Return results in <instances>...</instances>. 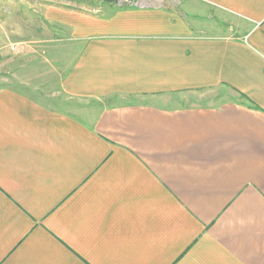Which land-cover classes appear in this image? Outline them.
I'll return each mask as SVG.
<instances>
[{"label": "crops", "instance_id": "0c3cea01", "mask_svg": "<svg viewBox=\"0 0 264 264\" xmlns=\"http://www.w3.org/2000/svg\"><path fill=\"white\" fill-rule=\"evenodd\" d=\"M0 6L70 63L58 108L0 83V264H264V0Z\"/></svg>", "mask_w": 264, "mask_h": 264}, {"label": "rangeland", "instance_id": "374dc122", "mask_svg": "<svg viewBox=\"0 0 264 264\" xmlns=\"http://www.w3.org/2000/svg\"><path fill=\"white\" fill-rule=\"evenodd\" d=\"M8 5V9L20 10V6H34L39 7L40 4H67V5H80L87 9H98L106 10L111 8L107 0H0ZM24 1V2H23ZM113 7L122 8L125 5L131 6H159L164 5L172 7L176 11H181V0H112ZM1 8V6H0ZM2 11H4L1 8ZM216 15L217 12H216ZM217 17V16H216ZM233 23V22H232ZM17 48V47H16ZM45 48L39 50H15L9 49L0 50V83H4L5 80H18V79H36L42 83L40 91L48 103L54 108H58L62 105L63 99L66 100L61 93V90L57 88L59 80L62 79L66 74V69L70 63L67 56L64 57L67 61H61L60 57H53L50 52ZM52 53V52H51ZM47 63H53L54 66L50 68L45 67ZM61 67V71H55L56 68ZM24 75V76H22ZM48 82V86L45 84ZM45 86V87H44ZM228 96L223 90H215L209 92H197V93H186L179 97L176 106H193V105H218L224 96ZM58 100V101H57ZM50 101V102H49ZM86 104L77 105V109L83 108ZM74 110V106L68 107V111L80 116V111ZM82 117V116H80Z\"/></svg>", "mask_w": 264, "mask_h": 264}, {"label": "built area", "instance_id": "2783aa9c", "mask_svg": "<svg viewBox=\"0 0 264 264\" xmlns=\"http://www.w3.org/2000/svg\"><path fill=\"white\" fill-rule=\"evenodd\" d=\"M125 7H144V6H131V5H125ZM146 7V6H145ZM11 49L13 50V51H15V50H17V48L15 47V46H12L11 47Z\"/></svg>", "mask_w": 264, "mask_h": 264}]
</instances>
